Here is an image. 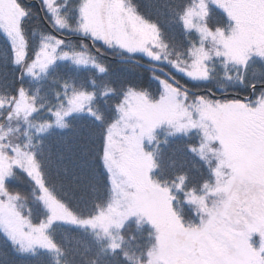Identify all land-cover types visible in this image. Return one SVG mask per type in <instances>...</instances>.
Wrapping results in <instances>:
<instances>
[{
    "label": "snow or ice",
    "instance_id": "6c2138e0",
    "mask_svg": "<svg viewBox=\"0 0 264 264\" xmlns=\"http://www.w3.org/2000/svg\"><path fill=\"white\" fill-rule=\"evenodd\" d=\"M0 264H264V0H0Z\"/></svg>",
    "mask_w": 264,
    "mask_h": 264
}]
</instances>
